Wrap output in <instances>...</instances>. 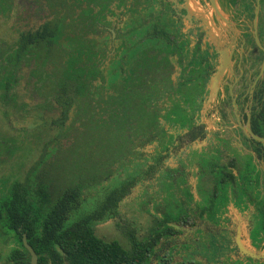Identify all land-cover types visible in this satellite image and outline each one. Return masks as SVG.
<instances>
[{
  "label": "trees",
  "instance_id": "1",
  "mask_svg": "<svg viewBox=\"0 0 264 264\" xmlns=\"http://www.w3.org/2000/svg\"><path fill=\"white\" fill-rule=\"evenodd\" d=\"M262 3L264 4V0ZM263 27L261 31L264 30ZM61 45L60 48L65 49L66 44ZM167 47L168 45L166 50ZM137 49L133 50L132 55L129 54V58H132ZM166 50L164 49L165 52ZM157 54L151 58L147 56L146 51L139 52L133 60L134 67H129L131 69L129 74L104 75L102 68L95 67L90 60H86L82 67L76 54L67 55L62 60L59 70L48 69L46 75L50 77L52 84L50 89L55 91L54 94L58 91L64 92V95L68 94L69 102L65 105L73 104L75 101L83 102L84 111L90 116L87 123L91 125L85 126L89 135L87 138H81L80 142L73 143L72 149L78 147L75 153L81 160L79 163L63 165L60 168L69 170L67 175L59 172L55 176L50 175L46 170L55 165L59 157L55 158L54 162L47 163L45 156H41L35 166L28 171L24 181L13 182L8 193L0 198V223L19 243V248L11 253L9 262L5 264H29V254L21 242L22 235H25L27 244L35 252L37 264H264V260L253 261L242 257L232 246L234 223L228 215L231 206L247 215L251 214L254 227L250 238L254 242L262 238L261 235L259 238V234L264 233V168L263 170L257 168L255 163H260L259 166L264 167V148L250 138L246 139V144L249 142L247 147L253 152L237 156V159L247 160L244 164L238 166L234 157L223 165V162H216L223 158L222 155L214 153L213 156H209L213 164L211 163L212 187L208 191V196L194 199L186 191V202L185 200L181 202L175 197L183 207L193 203L198 208V219L165 218L158 207L159 210L156 212L160 216L157 214L153 216V225L143 238L135 236L134 229L127 225V221L120 227L125 231L124 235L129 241L128 248L116 240H103L93 233L89 223L104 217L106 212L109 216L115 214L113 210L117 209L120 200L128 193L129 186L139 184L140 179L136 177L142 173L141 168H145V163H150L143 170L145 175L146 172L149 177L158 174L163 181L169 180L166 173L159 172L157 165L171 157L172 150L177 145L176 137L179 131L191 124L193 116L205 113L206 107L202 109L201 104L207 97L209 87L207 86L203 93L196 89L191 92L182 91L180 94L179 88L169 84L170 72L159 75L154 68L157 59L159 60ZM252 54L250 60L257 68L262 53L255 44ZM161 59L165 61L166 66L169 65L167 57L161 55ZM58 61L55 59L56 63ZM133 71L135 75L131 77ZM206 77L207 75L205 80ZM131 79L133 82H130ZM157 81H160L159 86ZM163 83L166 85L161 87L160 84ZM262 91L264 81L257 94H254L253 98L258 108L254 107L255 111L251 117L253 133L261 137L264 136ZM177 96H181L182 99ZM101 104L104 107H100ZM110 106L119 110L120 115ZM100 115H105L112 121L103 119L107 125L102 122L96 127L94 116ZM60 135L64 136V133ZM212 138L213 140L208 136L204 141L208 150L211 148L210 140H217L216 137ZM154 142L155 151L143 158V149ZM232 142L234 141L230 138L227 140V143ZM84 143L88 152L81 147ZM190 146L194 148V144ZM102 149L107 153L105 160L102 161L103 165L107 166V171L100 176L101 161H94L90 157ZM238 152L241 153L240 150ZM252 153H255V156ZM207 158L199 162L204 163ZM87 161H91L92 164H82ZM125 163L129 165L126 170H122ZM42 165L45 166L40 168ZM110 167L111 173H115L109 177L115 182L113 191L101 184ZM59 175H62V178ZM90 186L96 187L98 196H103V192L104 196L99 202L91 199L90 208L86 209L84 202L87 198H83L85 196L83 189L92 188ZM152 190L156 195L157 189ZM148 192L153 195L151 191ZM100 202L102 203L100 207L95 208ZM147 210L150 214L154 212L153 207ZM185 210L184 208V212ZM80 212H86V215L72 222L74 220L72 218H76ZM67 223L69 226H66ZM201 223L207 225L209 229L201 230L200 226L185 235H180L183 231L172 226L181 224L191 228ZM213 227L220 230L221 236L212 234L215 233L211 232ZM213 236L220 237V242ZM163 241L167 242L164 245L165 251L156 254V248ZM262 248L264 249V245ZM154 255L156 260L152 262L151 258Z\"/></svg>",
  "mask_w": 264,
  "mask_h": 264
},
{
  "label": "flooded vegetation",
  "instance_id": "2",
  "mask_svg": "<svg viewBox=\"0 0 264 264\" xmlns=\"http://www.w3.org/2000/svg\"><path fill=\"white\" fill-rule=\"evenodd\" d=\"M262 1L213 0L216 13L209 0H0V19L8 24L9 31L6 37L0 35V113L10 128L8 114L11 113L20 120L34 118L40 122L36 126L54 132L42 144L39 155L27 172L41 156H45L47 163L54 162L55 158L72 150L73 143L84 138L85 126L89 124L90 116L85 113L83 102L73 101V104L65 105L69 102L68 94L64 95L61 91L54 94L55 91L50 89L52 84L49 75H46L48 69L59 70L67 55L76 54L82 67L86 60H90L95 67L102 68L104 75L129 74V67H134L133 60L141 51H146L148 57L158 53L159 60L154 68L159 75L170 72L169 84L179 88L181 94L182 91L196 89L203 93L219 65V51L226 49L231 71L226 69L217 81L212 101L208 103L207 99H201L202 109L206 107L204 122L202 114L193 116L191 124L177 134L176 144L180 143L181 149L178 150L183 149L180 153L183 156L185 151L192 150L190 145L202 142L208 136L216 137L217 140L210 144V150L205 146L208 158L203 164L210 167V177L213 162L209 156L214 153L223 156L216 162H223L224 165L235 157L239 166L241 163L237 156L253 152L247 147L249 142L246 144V139L250 137L245 135L243 128L248 123L253 132L251 117L254 107L258 108L253 97L262 87L264 79V75L257 77L259 72L254 75L258 70L250 60L255 44L252 22L257 5L256 35L264 47L261 43V39L264 42V30L261 31L264 23ZM61 44H66L65 49L60 48ZM135 48H138L136 53L129 58ZM161 55L169 59L168 66ZM55 59L59 61L56 63ZM134 75L133 71L131 77ZM249 79L253 80L247 86L245 84ZM159 83L157 81L158 86ZM164 85L160 84L161 87ZM177 97L182 99L181 96ZM110 108L120 115L119 110ZM208 116L211 119L209 122ZM94 118L96 127L102 124L103 119L112 121L105 115ZM62 133L64 136L60 135ZM6 134L0 132L1 159L16 149L22 150L21 142L14 145L12 137ZM181 138L184 141H180ZM229 138L236 141L238 147L227 143ZM252 154L255 156V153ZM21 156L19 154L17 157ZM162 163L157 165L159 172H163ZM180 163L174 172L169 169L174 183L187 181L185 171L191 164L182 160ZM159 180L163 181L162 177L159 176ZM9 186L0 198L8 193ZM113 190L115 188H111ZM189 206L185 205L186 212L182 218L196 219L198 208L189 211ZM202 225L191 228L181 224L177 226L183 231L180 235H185L196 227L209 229L207 225L202 228ZM253 227L251 220L247 225L250 240ZM211 232L221 236L216 227ZM260 235L262 238L256 242L251 240V244L257 247L264 244V233L259 234V238Z\"/></svg>",
  "mask_w": 264,
  "mask_h": 264
},
{
  "label": "rangeland",
  "instance_id": "3",
  "mask_svg": "<svg viewBox=\"0 0 264 264\" xmlns=\"http://www.w3.org/2000/svg\"><path fill=\"white\" fill-rule=\"evenodd\" d=\"M7 34H9L8 24L0 19V35L2 37H6ZM261 43L264 46V42L262 39H261ZM259 68H260V66L256 68V70H258V71H255L254 75L257 72H259ZM234 76L238 77L236 74H234ZM252 80L253 79L247 80L245 85H247V86L250 85ZM263 81H264V79H263ZM242 89H244V87H242ZM239 92H240V90H239ZM262 93H264V91H262ZM263 96H264V94H263ZM205 114H206V112L205 113L203 112V114H202L203 122H204V119L206 117ZM8 119H9L11 128L7 124V120L4 119L0 113V132H3V133L6 132L7 134L5 136L12 137V139L14 140V142H13L14 145L18 142H21L22 150L16 149V151H12L9 154L7 153V155H3L2 159L0 158V160H1L0 161V195L6 193V189L8 188V186L10 185V183L12 181H15V180L16 181H22L24 178H26V175L28 173L27 169L29 168V166L31 164H33V162L35 161V159L39 155V153L41 151L42 144L45 141L49 140L52 137V135L54 134L53 131H51L50 129H48L46 127L36 126L40 122L38 120H35L34 118L26 117V118H23L22 120H20L16 116H14L13 114L10 113V114H8ZM210 120L211 119L208 116V122ZM18 128H22L25 131L24 130L20 131V130H18ZM88 135H89V131L87 130L84 132L83 136L87 138ZM209 138H211V137H209ZM211 140H213V138H211ZM211 140H210V142H212ZM180 141H184V139L181 138ZM232 145H235L236 147L238 146L236 144V141L232 142ZM81 147H84L85 151L88 152V150L86 149L87 146H85V143ZM76 148H78V147L75 146L71 151L65 152L63 156H61L57 159V163L55 165H53L52 167H50L49 170H46V171H48V173L50 172L49 174L52 176L53 175L55 176V174H58V172L61 174L67 175L69 170H62L60 168L63 165L70 166L72 164L80 162L81 159L78 157V155H76L77 153H75ZM179 148L181 149L180 143L175 148L176 149L175 151L178 152L177 154L180 155V153L182 152L183 149L178 150ZM196 149L199 150L200 153H203V159L205 160L207 158V154H204V151L206 150V153H207V149L206 148L204 149V147L202 148V146L201 147L197 146ZM201 151H203V152H201ZM19 154H22V156L20 158L17 157ZM98 154L94 153V156H92L90 158L94 161H101V164L99 166V171H100V176H102V174L107 171V166L103 165V163H102V161L105 160L107 153H106V151H104L102 149ZM174 159L175 158H172L170 162H173ZM239 161L241 164H244L247 160L239 158ZM82 164L91 165L92 162L87 161V162H82ZM201 164H203V163H201ZM259 164L255 163V165H257L258 168L260 169ZM261 164H262V162H261ZM114 167H115V165L113 166V168ZM205 168H206V171H204V176L202 177V180L204 181L203 183H205V186H202V187L204 189H207L208 186L211 184V177L209 175L210 167H205ZM117 169L120 170L119 168H117ZM113 171H114V169H113ZM111 172L112 171H111V167H110V171L108 172L107 176L103 178V180H104L103 183H101L103 186L109 187V189L113 188L114 184H115V182H112L111 179L109 178V177L115 175V173L113 174ZM130 172H131V170H130ZM141 174H142L141 177L140 176L136 177L138 180L141 179V181H139V184L137 186L135 185L134 188H131L132 184L129 186L128 193L129 192H131V193L129 195H127L128 194L127 193L124 196L125 198L120 200V202L118 203V208L117 209L115 208L113 210L115 212V214L113 216L107 215V212H106L104 217H102L98 220L97 219L93 220L89 223V225L93 229V233L97 237H99L103 240H116L123 247L128 248L129 247V241L127 240L126 236L124 235L125 231L120 228L124 224L125 221H127V225L130 228L134 229L136 237L143 238L144 236H146L149 233V229L153 225V216L156 214L159 215V213L156 212L159 210L158 207L161 208L160 211L165 216V218L177 220V219H182V217L185 216V212H184L185 207L180 205V201H178L175 198V193L170 190L171 184H168L165 181H163L161 183L160 189H161V191L164 190L166 195H167L165 197V205H162L160 203V201L159 202L154 201L155 200L154 196L150 195L147 189H145L143 191L144 187L142 185L143 180H147V179H149V181H153L155 179L158 180L159 175L155 174L153 177H149L150 175L148 173L146 174V176L143 174V172ZM59 177L62 178V175H59ZM90 187H92V188L83 189L84 195H85V196H83V198L84 197L87 198V201L84 202L86 205L84 207L86 209L90 208V205H91L90 200L91 199L94 202L97 200H98L97 202H99L100 199H102L104 196V192H103V196H98L97 192H96V187H94V188H93V186H90ZM109 189H108V191H110ZM155 196L157 197V194ZM186 201H187V196L185 198V202ZM101 204H102L101 202L96 204L97 207H95V208L100 207ZM156 204H158V205L154 207V205H156ZM189 205H190L189 211H193L195 208V205L193 203L192 204L190 203ZM149 206H151V208L153 207V210H152V211H154V212H152L153 214H150V212L147 210V209H150ZM88 213H89V211H88ZM84 215H86V212H84V213L80 212L79 214H77L76 218H74V217L72 218V219H74L72 222L78 220L81 217H84ZM72 222H70V223H72ZM66 226H69V224L67 223ZM242 238H243L244 242L245 241H246V243L249 242L246 235L242 236ZM166 244H167V242L163 241L162 244L156 248V250H155L156 254H162L165 251L164 245H166ZM17 248H19V243L15 240V238L9 232H7V229L2 225V223H0V264L8 263L9 258L11 256V253ZM155 255L151 258L152 262H154L156 260Z\"/></svg>",
  "mask_w": 264,
  "mask_h": 264
},
{
  "label": "crops",
  "instance_id": "4",
  "mask_svg": "<svg viewBox=\"0 0 264 264\" xmlns=\"http://www.w3.org/2000/svg\"><path fill=\"white\" fill-rule=\"evenodd\" d=\"M205 140H203L202 142H197L196 144H194V148H192L191 151H185V154L183 156H180L179 154H176L178 152H176V149H173L172 155L171 157H169L168 162L166 163H162L164 165L163 168V172L166 173L167 178L169 180L165 181V182H171V188L170 190H172L175 193V197L179 198L180 201L185 200L186 196L185 193L186 191H188V193L191 195V198L194 197V199L196 197L198 198H204L205 196H208V191L209 189L212 187V183L208 186L207 189H204L202 186H205V183H203L204 181L202 180V177L204 176V171H206L207 167L205 164H201L199 162V160L203 159V153H200L199 150H197V146L202 148L204 147L205 149V145L206 143L204 142ZM155 145L156 143L154 142L151 145H148L144 150V152L142 153L143 158L146 157L147 155H149L150 153H152L153 151H155ZM148 148V149H147ZM203 152V151H201ZM199 153V154H198ZM206 153V150L204 151V154ZM172 158H175L173 160V162H170ZM186 161L189 162L191 165H189V168L186 169L185 174L187 175V181H180V179L178 181V183H174L171 181V174H170V170L172 169V171L174 172L175 168L178 167L180 163V161ZM165 161V160H163ZM128 163H125L122 170H126V168L128 167ZM150 165V163H145V168H141V170L146 169L148 166ZM191 168V169H190ZM190 169V170H188ZM172 172V173H173ZM142 185H143V191L145 189H147L148 191H151L153 193V196L155 198L156 202H162L163 204H165V197L167 196L165 191H161V183L163 181L161 180H153V181H149V179L142 181ZM153 188H156V192H157V197L155 196V191L152 190ZM188 188V189H187ZM185 189V190H184ZM158 198V199H157ZM141 202V201H140ZM150 207V206H149ZM151 208V207H150ZM186 212V210H185ZM228 215L229 218L233 221V231H232V241L233 244L232 246L236 248L235 245V234H236V230L239 229L240 230V235H239V240L240 243L247 249H252L254 251H262L264 250L262 247L264 244H262L261 246L257 247L256 245L251 244V240L249 239V235L247 232V225L249 222H251V216L247 215L244 212L238 211L237 208H234L233 206L229 207V211H228ZM246 235V237L248 238V243H246V241L244 242L242 236ZM215 237V239L217 240V242H220V237ZM237 250V248H236ZM238 252V251H237Z\"/></svg>",
  "mask_w": 264,
  "mask_h": 264
},
{
  "label": "water",
  "instance_id": "5",
  "mask_svg": "<svg viewBox=\"0 0 264 264\" xmlns=\"http://www.w3.org/2000/svg\"><path fill=\"white\" fill-rule=\"evenodd\" d=\"M211 6L213 7L214 11L216 13L217 9L215 7V4L213 2V0H209ZM257 12H258V5L255 9V15H254V19H253V35H254V40H255V44L261 49L262 52V59H261V63H260V69H259V73L258 76L264 75V47H262L258 41L257 35H256V16H257ZM220 53V57H219V65L217 66L216 72L215 74L211 77L210 81H209V94L207 96V102L209 103L210 101H212V99L215 96L216 93V83L217 81L220 79L221 75L226 71V69L230 70V63H229V54L227 53L226 49L219 51ZM235 107V106H234ZM249 116V114H248ZM245 135L247 137L252 138L255 141H258L259 143H261L264 147V137L258 136L256 134H254L253 132H251V130L249 129L248 123L245 125V127L243 128ZM173 227H175L176 229H180L179 226L177 225H173ZM239 235H240V230L237 229L236 230V234H235V245L237 248L238 253L242 256V257H247L252 259L253 261H258V260H264V250L262 251H254L252 249H247L245 248L239 240ZM22 245L23 247L26 249V251L29 254V264H37V257L35 252L33 251V249L27 244L26 242V237L25 235H22V239H21Z\"/></svg>",
  "mask_w": 264,
  "mask_h": 264
}]
</instances>
